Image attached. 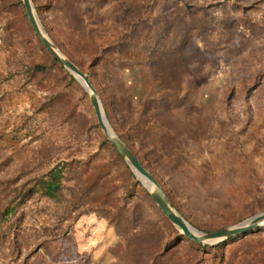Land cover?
I'll list each match as a JSON object with an SVG mask.
<instances>
[{"label":"rangeland","instance_id":"374dc122","mask_svg":"<svg viewBox=\"0 0 264 264\" xmlns=\"http://www.w3.org/2000/svg\"><path fill=\"white\" fill-rule=\"evenodd\" d=\"M235 1L257 7L250 17L261 20L264 0H31L114 133L202 233L264 212V34L239 28L219 42L223 9ZM184 2L202 9L205 32L182 16ZM21 5L0 0V206L16 183L57 163L68 174L58 200L36 195L18 208L12 231L0 232V264H264V226L219 250L177 239ZM175 29L183 46L168 45L159 61ZM36 64L48 69L35 72Z\"/></svg>","mask_w":264,"mask_h":264},{"label":"trees","instance_id":"16d2710c","mask_svg":"<svg viewBox=\"0 0 264 264\" xmlns=\"http://www.w3.org/2000/svg\"><path fill=\"white\" fill-rule=\"evenodd\" d=\"M255 5H258L257 1L255 2ZM22 6L23 5H21V7ZM254 8H257V7H254ZM254 8L251 5L248 6V4H246V5L242 4L241 1H235V2L231 3V5H229V7L226 6L223 9L224 14H222V17H221L220 22H219V30L221 32L219 35V37H220L219 42L220 43H222V42L231 43L234 32L239 28L246 30L251 36H260V35L264 34V13L261 15V20H258V21L253 20L250 17L251 16L250 12ZM23 9H24V7H23ZM180 10H181L182 16L184 18H187V20H190V23L193 26V29L195 30L196 35H199L200 33L205 32V27L202 24H200L201 22L198 21V19H200L199 14L201 13L202 9H199L196 6H192V5H189V4L184 2L182 7L180 8ZM24 15L26 16V13H24ZM31 29H32V27H31ZM32 31H33V29H32ZM214 31L215 30L212 29L211 33H213ZM33 33H34V31H33ZM34 36L37 39L41 48L45 52L48 53V51L45 49V47L38 40L35 33H34ZM185 39H186L185 35L182 37L181 33H179V31H177V29H175L171 35H169V34L166 35L163 38V40L161 41L162 42L160 45L161 47L158 49V51L156 50L159 61L167 59V57H168V45L176 44V46L179 47V49H180L183 46V42L185 41ZM48 55L51 58L52 63L58 64V62L54 58H52V56L49 53H48ZM47 69H48V66L45 64H36L33 67V70L35 72H39V73L45 72ZM199 124H200V121H198V118L195 119V121L193 122V125L196 127V126H199ZM192 135L194 137L196 136L194 130L192 132ZM105 143L110 145V143L108 141H105ZM110 147L113 148L111 145H110ZM127 149H128V147H127ZM113 151H114L115 155L119 158V160L122 161V158L118 155V153L114 150V148H113ZM67 166H68L67 163H57L41 175L35 176L32 179H26L24 182L19 183L18 185H16L17 184L16 183L14 188H13V191H12L13 197L11 198V200L9 202H7L5 205L0 206V232L8 233V232L12 231L10 229L13 227V225H15L16 221H19V219L21 217V215L16 216V212H17L18 208L21 205L25 204V202L28 201L29 199H31L33 196L39 195L41 197L47 198V199L52 200V201L58 200L63 195V190L65 188L64 184L67 180V174H68V171L66 169ZM142 167H144V166L142 165ZM166 197H167V195H166ZM168 200L170 201V203L175 208V205L171 202V200L169 198H168ZM258 229L259 228L255 229V230H258ZM253 232H254V230L248 232L245 235H239L237 237L230 238V239L226 240L225 242L212 245L211 247L214 248L215 250H219L220 248L223 247L224 244L233 243V242H235L241 238L246 237L247 235H249ZM177 239L178 240H185L188 243H190L191 245H194L196 247H200V248L208 247V246H201L200 244H197V243L187 239L183 235H179L177 237ZM8 244L10 246V252H14V250L16 249L14 234H13L12 240ZM221 259H222V256H220V260ZM132 264H136V263H134V261H133Z\"/></svg>","mask_w":264,"mask_h":264},{"label":"water","instance_id":"95a60500","mask_svg":"<svg viewBox=\"0 0 264 264\" xmlns=\"http://www.w3.org/2000/svg\"><path fill=\"white\" fill-rule=\"evenodd\" d=\"M21 3L24 7L26 16L29 20V23L36 34L40 43L45 47L48 53L54 58L60 66H62L73 78L80 83L85 92L88 94L90 103L93 107L96 121L101 128L105 138L118 153V155L125 161L130 170L134 173L138 172L143 176L146 181L151 186V189L146 188L148 194L150 195L153 202L160 209L165 218L175 226L183 236L187 239L203 245H215L218 243L225 242L226 240L237 237L239 235H245L248 232L261 228L264 225V212L258 213L247 220L234 225L229 228H224L219 231L202 233L197 231V234H194L190 231V226L184 218L174 209L172 204L169 202L165 193L163 192L159 183L155 178L139 163L136 157L127 149L123 142L117 137L116 134H113L107 124V119L105 114L102 115L100 101L98 96L89 82L87 76L82 73L70 60H68L62 53L55 47L52 41L48 38L47 34L44 35L38 24V16L35 12L34 6L31 0H21ZM40 22V21H39ZM42 26V25H41ZM44 31V29H43ZM45 32V31H44ZM82 81V83L79 81ZM196 230V229H195Z\"/></svg>","mask_w":264,"mask_h":264},{"label":"bare ground","instance_id":"6f19581e","mask_svg":"<svg viewBox=\"0 0 264 264\" xmlns=\"http://www.w3.org/2000/svg\"><path fill=\"white\" fill-rule=\"evenodd\" d=\"M38 24H39V27H40L41 32H42L44 35H46L45 32L43 31V27L41 26V23L39 22V20H38ZM79 81L82 83V81H81L80 79H79ZM100 107H101V105H100ZM101 112H102V115H104V111H103L102 107H101ZM107 124H108V126H109L110 131H111L113 134H115L114 131L112 130V128L110 127V125H109L108 122H107ZM135 173H136V175L138 176V178L141 180V182H142L147 188L149 187V189H151V186H150V184L148 183V181H146V179H145L143 176H141L138 172H135ZM263 226H264V225H263ZM188 228L190 229V231H191L192 233L197 234V230H195L193 227H189V226H188Z\"/></svg>","mask_w":264,"mask_h":264}]
</instances>
